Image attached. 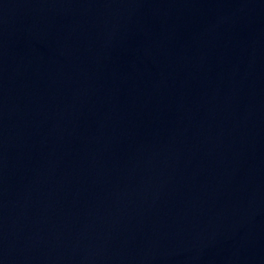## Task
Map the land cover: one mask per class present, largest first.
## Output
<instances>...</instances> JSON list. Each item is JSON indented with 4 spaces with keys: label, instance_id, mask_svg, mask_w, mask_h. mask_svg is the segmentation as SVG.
Here are the masks:
<instances>
[{
    "label": "water",
    "instance_id": "1",
    "mask_svg": "<svg viewBox=\"0 0 264 264\" xmlns=\"http://www.w3.org/2000/svg\"><path fill=\"white\" fill-rule=\"evenodd\" d=\"M0 264H264V0H0Z\"/></svg>",
    "mask_w": 264,
    "mask_h": 264
}]
</instances>
